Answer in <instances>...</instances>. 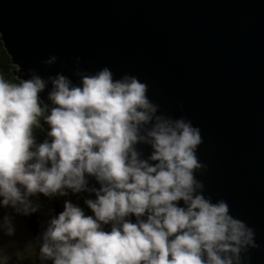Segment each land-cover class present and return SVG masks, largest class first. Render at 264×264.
Segmentation results:
<instances>
[{
	"label": "clouds",
	"instance_id": "1",
	"mask_svg": "<svg viewBox=\"0 0 264 264\" xmlns=\"http://www.w3.org/2000/svg\"><path fill=\"white\" fill-rule=\"evenodd\" d=\"M147 92L135 75L82 70L79 57L71 77L0 74V234L13 237L41 197L63 198L30 238L34 264H248L254 229L197 178L199 127Z\"/></svg>",
	"mask_w": 264,
	"mask_h": 264
},
{
	"label": "water",
	"instance_id": "2",
	"mask_svg": "<svg viewBox=\"0 0 264 264\" xmlns=\"http://www.w3.org/2000/svg\"><path fill=\"white\" fill-rule=\"evenodd\" d=\"M0 40L15 78L71 77L79 57L135 75L161 112L191 120L205 194L254 229L248 264H264V0H0ZM21 218L41 231L36 213Z\"/></svg>",
	"mask_w": 264,
	"mask_h": 264
},
{
	"label": "rangeland",
	"instance_id": "3",
	"mask_svg": "<svg viewBox=\"0 0 264 264\" xmlns=\"http://www.w3.org/2000/svg\"><path fill=\"white\" fill-rule=\"evenodd\" d=\"M3 57L2 50L0 49V58ZM1 64V61H0ZM3 67L0 65V74L3 75ZM63 198L56 199L57 202L52 201L50 204H46L44 199L41 197L39 203L41 204V209L36 212V214L42 218L40 224L42 226L43 222L47 219V216L44 213L47 211L48 207H51L52 214H54V206L58 205V209L61 211V201ZM75 200V197L72 198ZM78 203V201H75ZM2 214V212H0ZM44 218V219H43ZM17 231L16 234L9 238L0 234V247H4L6 254L9 257L8 264H34L33 261V252L30 247V238L33 237V234L28 229L25 221L21 217H16ZM12 242V243H10Z\"/></svg>",
	"mask_w": 264,
	"mask_h": 264
},
{
	"label": "trees",
	"instance_id": "4",
	"mask_svg": "<svg viewBox=\"0 0 264 264\" xmlns=\"http://www.w3.org/2000/svg\"><path fill=\"white\" fill-rule=\"evenodd\" d=\"M0 49L2 50V54H3V57L0 58V61H1L0 65L3 67V69L1 70L3 73V76L6 79H9L11 81H15V77L11 73L12 65L10 63V57L6 54L5 50L3 49L1 42H0ZM34 135L36 136V139L38 142L43 139V132L35 131ZM78 203L80 204L81 207H84L82 204V201H78ZM85 212L87 214L88 210L85 209Z\"/></svg>",
	"mask_w": 264,
	"mask_h": 264
},
{
	"label": "bare ground",
	"instance_id": "5",
	"mask_svg": "<svg viewBox=\"0 0 264 264\" xmlns=\"http://www.w3.org/2000/svg\"><path fill=\"white\" fill-rule=\"evenodd\" d=\"M0 42H1V44H2V41L0 40ZM3 47V46H2ZM3 49H4V47H3ZM5 50V49H4ZM6 52V51H5ZM10 62H11V60H10ZM11 65H12V67H14V66H16V65H14V64H12L11 63ZM29 229V228H28ZM32 233V232H31ZM34 236V235H33Z\"/></svg>",
	"mask_w": 264,
	"mask_h": 264
},
{
	"label": "flooded vegetation",
	"instance_id": "6",
	"mask_svg": "<svg viewBox=\"0 0 264 264\" xmlns=\"http://www.w3.org/2000/svg\"><path fill=\"white\" fill-rule=\"evenodd\" d=\"M53 201H54V200H53ZM55 202H57V200H55ZM57 203H58V202H57ZM58 204H59V203H58ZM40 219H41V222H42V218H41V217H40ZM40 219H39V220H40ZM43 219H44V218H43ZM39 222H40V221H39Z\"/></svg>",
	"mask_w": 264,
	"mask_h": 264
}]
</instances>
